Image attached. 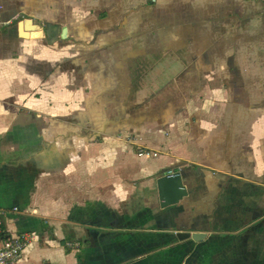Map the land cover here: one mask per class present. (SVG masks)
I'll return each mask as SVG.
<instances>
[{
	"label": "crops",
	"instance_id": "crops-1",
	"mask_svg": "<svg viewBox=\"0 0 264 264\" xmlns=\"http://www.w3.org/2000/svg\"><path fill=\"white\" fill-rule=\"evenodd\" d=\"M0 211L13 264H264V0H0Z\"/></svg>",
	"mask_w": 264,
	"mask_h": 264
},
{
	"label": "water",
	"instance_id": "water-1",
	"mask_svg": "<svg viewBox=\"0 0 264 264\" xmlns=\"http://www.w3.org/2000/svg\"><path fill=\"white\" fill-rule=\"evenodd\" d=\"M40 28V26H38ZM67 27H62V36H66ZM159 195L163 206L176 203L188 194V189L183 181V175L180 170H168L160 172L157 176ZM179 238L184 239L192 237L200 240L206 235L204 232H191L186 230L177 231Z\"/></svg>",
	"mask_w": 264,
	"mask_h": 264
},
{
	"label": "built area",
	"instance_id": "built-area-1",
	"mask_svg": "<svg viewBox=\"0 0 264 264\" xmlns=\"http://www.w3.org/2000/svg\"><path fill=\"white\" fill-rule=\"evenodd\" d=\"M155 2L156 0H151ZM141 153L146 155L157 154L156 151L151 150H141ZM4 212L0 211V225L3 223ZM28 240V235L22 236H2L0 237V264H13L20 256L26 241ZM43 264H51L45 262Z\"/></svg>",
	"mask_w": 264,
	"mask_h": 264
},
{
	"label": "trees",
	"instance_id": "trees-1",
	"mask_svg": "<svg viewBox=\"0 0 264 264\" xmlns=\"http://www.w3.org/2000/svg\"><path fill=\"white\" fill-rule=\"evenodd\" d=\"M9 233L4 229L3 224L0 225V237L2 236H8Z\"/></svg>",
	"mask_w": 264,
	"mask_h": 264
},
{
	"label": "bare ground",
	"instance_id": "bare-ground-1",
	"mask_svg": "<svg viewBox=\"0 0 264 264\" xmlns=\"http://www.w3.org/2000/svg\"><path fill=\"white\" fill-rule=\"evenodd\" d=\"M28 23H30V22H28ZM35 28H33V29H35V30H33V32H32V34H36L37 33V31L39 30V27H38V25H33Z\"/></svg>",
	"mask_w": 264,
	"mask_h": 264
}]
</instances>
